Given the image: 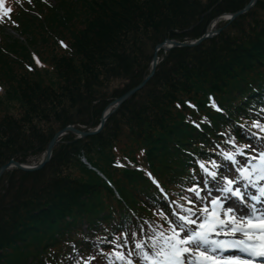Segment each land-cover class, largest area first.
Listing matches in <instances>:
<instances>
[{
    "label": "rangeland",
    "instance_id": "374dc122",
    "mask_svg": "<svg viewBox=\"0 0 264 264\" xmlns=\"http://www.w3.org/2000/svg\"><path fill=\"white\" fill-rule=\"evenodd\" d=\"M50 1L52 6L46 4L43 7L38 4L28 19L14 11L7 20L6 33L3 34L7 38L0 36V44H5L6 40L7 45L13 47L17 62L22 64L19 60L21 58L30 72L37 71V76L26 74L21 66H15L14 60L8 57L9 64H0V83L6 90L7 87L9 89L8 98L0 101L2 164L10 161V158L24 160L22 163L39 164L45 157L49 141L67 122V125L77 128L96 130L109 104L151 71L155 46L165 38L180 42L195 41L201 37L193 38L197 36L198 29H195L198 25L203 26V31L209 21L207 18L216 17L211 19L214 25L211 27L217 25L218 29L222 28L227 37L223 41L219 37L215 42L207 43L204 55L208 58V55L217 52L224 57L228 52L251 47L254 34L264 30V0H259L248 14L240 17L239 23L227 27H223L227 22L224 15L242 9L249 0H190L188 14L184 15H179L174 6L183 4L185 0H107L108 10L105 15L109 16L111 22L104 28L98 25V1ZM127 3L130 9L125 6ZM55 6L57 8L53 9ZM152 7H158L154 18L143 15ZM127 11L131 12L132 18L128 17ZM93 12L97 13L91 17L95 25H91L88 17ZM191 26L195 27L191 29ZM106 28L110 29L109 33H103ZM15 40L18 42L13 45ZM208 40L196 47L160 51L157 77L152 78L143 90L113 113L98 135L80 138L74 133H67L60 139L52 160L43 169L24 172L11 168L6 171L0 179V217L7 216V220L12 219L16 225L26 219L33 211L32 183L40 181L47 184L51 180L55 182L61 179L86 181L87 173L95 172L92 169L94 165L103 173L123 175L124 170L113 168L111 160L130 162L133 153L143 142L152 145L156 136L165 135L170 122L178 121L176 107L163 95L168 92L167 85L170 84L166 81L165 73L174 59L186 57L172 51L183 49L185 53L197 51L199 54L200 46ZM26 58H31L32 63ZM189 59L193 62L188 63ZM189 59L184 67L190 64L192 68L185 73L183 67L180 77L190 87L193 85L195 90L198 84L194 83L199 80L198 74L202 72L196 66L201 62L193 57ZM8 65H11V69L5 70ZM45 70L51 72L49 76L45 75ZM203 85L205 88L208 84ZM179 88L180 96L177 98L181 99L193 98L199 102L206 94L203 89L196 96H185L187 86ZM195 100L192 101L193 105ZM6 127L7 132L14 131L21 142L19 149L14 145L16 142L11 135L4 138ZM112 145L118 146L115 154L111 152ZM112 178L116 182L117 178ZM123 183L127 186L129 182L124 179ZM121 190L123 196L131 200ZM40 234L42 241L52 235L45 234L44 229ZM60 244L49 248V253L54 254L45 259L44 263H54L57 255L63 252L58 246ZM60 247L65 249L66 244ZM11 250L8 248L7 264H30L44 251V246L40 240L31 239L18 250ZM69 257L65 256L64 259ZM119 260L117 264H122L123 260Z\"/></svg>",
    "mask_w": 264,
    "mask_h": 264
},
{
    "label": "trees",
    "instance_id": "16d2710c",
    "mask_svg": "<svg viewBox=\"0 0 264 264\" xmlns=\"http://www.w3.org/2000/svg\"><path fill=\"white\" fill-rule=\"evenodd\" d=\"M92 1L94 3L95 0ZM96 1L99 2L98 6L100 8L98 25L103 26V28L108 27V23L111 21L108 19L109 16L105 15V12L108 10L107 0ZM57 2L59 3L58 0ZM38 4L41 3H37V5ZM41 5L44 7L43 4ZM128 5L129 3H127L125 6L129 7ZM56 8L57 6H55L53 9ZM174 8L177 13H179V15L188 14L190 0H185L183 4H178L176 7L174 6ZM34 10V8H29L28 11L19 9V12H22L21 14L24 19H28V15ZM157 10L158 7H152L148 13H144L143 15L154 18V14L157 12ZM127 12L128 17L132 18L131 12ZM93 14L97 15L96 12H93L88 17L91 19ZM214 18L216 17L207 18L209 21L204 26L205 29L203 31V26L199 24L195 29H198L197 36L195 35L193 38L204 35L209 23ZM239 18L230 24L239 23L241 21V18ZM194 21H196V19ZM204 22L205 19L204 21L202 20V23ZM92 24L95 25L94 18L91 19V25ZM230 24L226 23L224 26L227 27ZM109 32V28L103 30V33ZM0 33L1 35L5 34V29H1ZM226 37L227 35H225V31H221L217 37L211 38L206 43H204L203 46H200L201 52L199 54L196 53L197 51L192 54L185 53L183 49H176L172 51V53L178 52L180 54H184L186 57L184 59H174L172 65L165 73L167 74L166 81L170 84L167 85L168 92L163 93V95L169 102H171V104H174L173 106L176 107V113L179 115L178 121L170 122L166 127L165 135L156 136L152 145H145V142H143V145L137 148V150L132 155L133 160L137 159V154L144 155L147 163L161 176H167L166 180L170 184L175 183L177 178L182 173L188 172L187 166L189 165L188 162L190 160L188 152L197 150L200 141L205 144H211L210 139L212 131L218 129L219 125L226 124V126H228L230 129L235 128L236 121L243 120L247 117L249 109L248 107L251 104L253 98H257L258 95L261 96L263 93L264 30L260 34H254L251 47H242L236 52H228L224 57L217 52L208 55V58L205 57L204 53L208 47L207 43H210L211 41L215 42L218 38L223 41V39H226ZM3 38L6 39L7 36L3 35ZM17 42L18 41L15 40L12 44L15 45ZM109 44H111V42H109ZM12 49L13 47L7 45L6 40L5 44H0V64H9L8 58H11L14 60V63L16 64L15 66H21L26 74L28 73L31 75L33 73L37 76V71L35 72V70H33L34 72H30L26 68V66L23 64V59L17 58L22 62V64L17 62ZM73 52L74 50L71 52V54ZM189 57H193L201 62L196 66L201 68L202 72L198 74V83H194L198 84L195 90L193 89V85L190 87V85L186 84V81L180 77V71L185 66ZM26 59H29V63H32L31 58ZM190 62H193V60L189 59L188 63ZM209 64L210 66L208 67L207 65ZM52 68H54V66H52ZM184 68L186 69V73L190 71L189 68H192V66L187 64V67ZM7 69H11V65L6 66L5 70ZM45 71V75L49 76L51 72L47 70ZM148 74H146L136 85H138L145 77H147ZM154 77H157V72ZM210 78L212 80H210ZM206 83L208 85H206L204 88L203 84ZM184 85H186L188 89V92L186 91L185 96H196L202 92L203 89H205L206 94L203 96V98L199 99V102L193 98H177V96H180L179 94L181 89L179 86ZM131 88H129V90ZM3 90L4 93L0 97L1 102L7 99V96L9 95L8 87L6 90L4 86ZM208 93H215L219 97L220 101L229 107V111L231 113L227 117H224V115H216V122L213 124L214 129H210L209 131V127L204 126L202 129L203 133H201L186 121V117L182 109H184L189 115L195 116L196 112L189 109L185 104L186 100H195L200 107V112L209 111L205 108V102L207 101ZM177 102H179V105H176ZM68 123L69 122L66 123V126ZM8 134L13 137V140L16 142L14 145H16L19 149L21 147V142L19 139H17L14 131L8 133L6 127V131L4 130V138H7ZM213 136H215V134ZM117 147L118 146L115 145L111 146L112 154H115ZM11 159L14 158H10L9 160ZM19 160L20 162L24 161L21 159H18L17 161ZM110 162L113 166V163L116 162V159H113ZM5 163L3 162V164ZM3 164L0 163V166ZM94 168L96 173H103V171L99 170L95 165ZM95 172H88V179L86 181L79 182L78 179H61L55 182L51 180L47 184L40 183V181L32 183L31 185H33V191L31 194L34 193V202L31 204V210L33 211L28 214L26 219L23 220L19 225H16L12 219L7 220V216L0 217V222L5 219L4 223L0 225V264H7V256L9 253L8 248H11V252H14L18 250L22 244L29 242L31 239L40 240V244L44 246V251L41 252L38 258L33 260L30 264H44V260L52 255V253H49L50 247L60 244L64 241H69L75 237L82 238L81 236L83 235V229L81 228L83 227H86L85 230L88 231V235H94L96 234V231L99 230L106 231L108 230L109 226L113 224H115V229L122 228L124 226L123 220H128L130 217L129 208L121 200H118L115 197L113 189L107 184L105 179L100 176V174L97 173V176ZM103 174L107 175L110 179H112L113 176L117 178L115 184L117 185V189L120 191V193L122 194L121 189H123L132 201L135 199L137 193L133 194V192L138 191V185L140 186L141 183V181L138 182L140 178L136 172L124 169L123 175L120 174V176L119 174H115L113 176L112 174ZM124 179L129 182L127 186L123 183ZM43 229L45 230V234H52L51 237L45 241L40 239L42 237L40 232ZM4 247H7L5 251L3 250Z\"/></svg>",
    "mask_w": 264,
    "mask_h": 264
},
{
    "label": "snow or ice",
    "instance_id": "6c2138e0",
    "mask_svg": "<svg viewBox=\"0 0 264 264\" xmlns=\"http://www.w3.org/2000/svg\"><path fill=\"white\" fill-rule=\"evenodd\" d=\"M10 14V9L0 12V19H10ZM253 126L259 127L258 124ZM252 151L257 155H246L243 148L237 149V155L224 154V159L232 166L231 178L219 173L221 166L216 163L211 165L213 170L204 164L198 166L201 181L189 188L193 194L189 203L202 205L198 216L202 222L192 218L197 216L192 208L180 209L185 214H174L176 219L171 221L170 233L160 232L158 236L148 237L150 250L147 244L135 243L140 264H220L221 261L224 264H264V184L261 183L264 182V151L255 147ZM238 156L243 158L238 159ZM204 176L209 179H203ZM252 188H256L258 194L250 195ZM233 198L234 202L228 203ZM209 212L212 219H209ZM221 233H230L235 239H216ZM127 245L125 239L122 247ZM229 251H240L243 255L225 256Z\"/></svg>",
    "mask_w": 264,
    "mask_h": 264
},
{
    "label": "water",
    "instance_id": "95a60500",
    "mask_svg": "<svg viewBox=\"0 0 264 264\" xmlns=\"http://www.w3.org/2000/svg\"><path fill=\"white\" fill-rule=\"evenodd\" d=\"M258 1L259 0H249V2L242 9L236 12L230 13V15L227 14L229 23L249 13L257 5ZM211 25H212V22L209 23L206 33L195 41L180 42V41H176L170 38H165L162 42L158 43L155 46L154 54L152 57V67H151L150 73L138 85L126 91L123 95L114 99L109 104L106 111L102 114L100 125L96 130H86L83 128H77L71 124L65 126L64 128L60 129L53 135L52 139L49 141L46 147L45 157L39 164L33 165L30 163H22V162L16 161L15 159H11L7 163L0 166V179L2 178L3 174L11 168H16L24 172H34V171L43 169L52 160L55 147L60 142V139L63 136H65L67 133H74L80 138L98 135L104 129L106 122L109 120L111 115L115 113L131 97H133L135 94L143 90L146 87V85L149 83V81L152 80V78L155 76L156 71H157L160 51L169 52L173 50L174 48L196 47L202 44L204 41L214 37L215 35H217L218 33L222 31V28L216 31H213L211 29ZM194 27L195 26H191V29H193Z\"/></svg>",
    "mask_w": 264,
    "mask_h": 264
},
{
    "label": "bare ground",
    "instance_id": "6f19581e",
    "mask_svg": "<svg viewBox=\"0 0 264 264\" xmlns=\"http://www.w3.org/2000/svg\"><path fill=\"white\" fill-rule=\"evenodd\" d=\"M230 15V14H229ZM214 28H218V26H215ZM213 153V148L210 147L209 150L207 151V159H210L211 155ZM219 165V164H218Z\"/></svg>",
    "mask_w": 264,
    "mask_h": 264
}]
</instances>
